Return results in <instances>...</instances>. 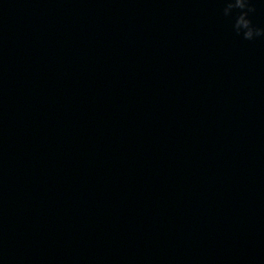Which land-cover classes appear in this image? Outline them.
Instances as JSON below:
<instances>
[{
    "label": "water",
    "instance_id": "obj_1",
    "mask_svg": "<svg viewBox=\"0 0 264 264\" xmlns=\"http://www.w3.org/2000/svg\"><path fill=\"white\" fill-rule=\"evenodd\" d=\"M221 6L0 0V264H264V39Z\"/></svg>",
    "mask_w": 264,
    "mask_h": 264
},
{
    "label": "clouds",
    "instance_id": "obj_2",
    "mask_svg": "<svg viewBox=\"0 0 264 264\" xmlns=\"http://www.w3.org/2000/svg\"><path fill=\"white\" fill-rule=\"evenodd\" d=\"M221 15L230 21V30L245 41L264 39V27L254 24L251 13L254 5L251 0H221ZM264 6V0H258Z\"/></svg>",
    "mask_w": 264,
    "mask_h": 264
}]
</instances>
